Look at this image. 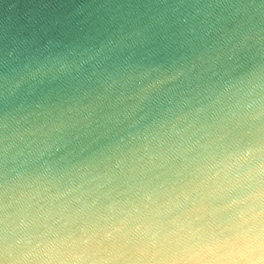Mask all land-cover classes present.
<instances>
[{"label": "clouds", "instance_id": "clouds-1", "mask_svg": "<svg viewBox=\"0 0 264 264\" xmlns=\"http://www.w3.org/2000/svg\"><path fill=\"white\" fill-rule=\"evenodd\" d=\"M0 264H264V0H0Z\"/></svg>", "mask_w": 264, "mask_h": 264}]
</instances>
